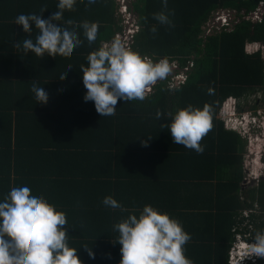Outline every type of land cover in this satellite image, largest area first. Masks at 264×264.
Listing matches in <instances>:
<instances>
[{
  "label": "trees",
  "instance_id": "obj_1",
  "mask_svg": "<svg viewBox=\"0 0 264 264\" xmlns=\"http://www.w3.org/2000/svg\"><path fill=\"white\" fill-rule=\"evenodd\" d=\"M261 2L264 0H168L167 9L174 13L169 26L153 18V13L165 10L161 0H136L133 7L139 30L133 49L156 60L167 58L177 60L182 67L190 62L193 66L188 81L181 87L168 89L163 81L145 100L118 101L115 115L101 117L94 102L83 99L86 89L80 65H87V55L101 41H110L120 29L116 0H97L88 6L86 0H77L75 7H65L64 15L79 21H98V38L89 45L81 33L84 43L71 54L46 51L40 58L31 51L13 48L14 43L28 36L21 25L14 23L15 18L20 13H39L44 7L47 9L42 15L47 17L57 6L56 0H0V199L5 198L14 181L25 178L34 189L47 192L48 200L63 192L70 195L80 186V179L90 183L88 194L101 198L110 191L119 192L128 175L143 180L139 185L152 184L148 171H140L145 176L134 173L144 166L140 160L150 163L151 173L152 164L157 161L161 168L155 170V175L160 178L161 191L154 190L158 184L154 189L149 185L150 197L146 201L158 202V192L167 201L164 191L169 184L164 179H173L175 193L172 194L171 185L168 188L173 199L182 190L191 194L189 223L184 226L191 234L187 256L194 264H228V251L244 221L241 211L252 206L248 200L254 203L258 198L264 210V180L254 192L243 185L247 141L227 129L225 118H218L226 102L237 100L238 112L248 111L242 98L264 92V13L258 20L244 18L256 11ZM219 10L235 11L236 21L231 22L229 31L222 28L205 35L203 26ZM58 19L63 20V16ZM153 26L157 28L155 33L151 31ZM37 31L33 29V39ZM251 43L255 47L248 50ZM68 65L72 69L60 76ZM37 82L48 88L45 99L35 97L32 91ZM189 104L212 107L213 127L200 141L204 146L202 153L172 142L164 126L171 117L156 119L158 109L165 114L174 113ZM257 107L258 104L253 109L256 111ZM148 137L151 139L145 147L141 140ZM61 153L66 160H62ZM84 162L106 166V171L85 175L71 170ZM60 166H64V174L58 172ZM161 172L172 175L164 177ZM65 178V182H57ZM74 192L78 194L79 190ZM67 205L62 209L72 216L86 215V206L79 211L75 203ZM154 206L160 207L157 203ZM74 228H68L69 244L78 249L83 263L109 262L112 247L116 259L112 264H119L117 245L108 242L94 241L97 259L86 261L88 255L83 246L92 244L82 240L80 226ZM254 228L252 234L264 228V221Z\"/></svg>",
  "mask_w": 264,
  "mask_h": 264
},
{
  "label": "clouds",
  "instance_id": "obj_2",
  "mask_svg": "<svg viewBox=\"0 0 264 264\" xmlns=\"http://www.w3.org/2000/svg\"><path fill=\"white\" fill-rule=\"evenodd\" d=\"M96 2L86 0V6ZM76 3L77 0H56L57 6L51 9L47 17L42 15L46 7L41 8L39 13L18 14L14 23L21 25L28 36L14 43L13 48L22 49L25 53L31 51L40 58L46 51L71 54L84 43L81 33L89 45L95 43L100 28L98 21H79L63 13L65 7H75ZM161 3L166 11L153 13V18L161 25L171 26L170 17L174 13L167 9L168 0H161ZM61 16L63 20L58 19ZM33 29L38 30L34 39L31 35ZM151 31L155 33L157 28L153 26ZM86 60L87 65H80L86 89L83 99L94 102L101 117L115 115L118 101L145 100L151 86L166 80L173 71L167 58L154 61L141 55L119 36L110 41H101ZM69 69H72L71 65L62 69L60 76ZM32 91L35 97L41 99L48 94L46 84L40 82L34 84ZM212 91L210 88L209 93ZM228 103L230 108L226 106ZM237 103V100L228 101L221 109L227 128L240 135L248 128L250 133L259 130L261 124L257 121L261 115L254 114L255 110L238 112L235 110ZM248 112L251 114L246 117ZM165 115L171 117L170 123L164 126L168 128L173 143L197 153L204 151L200 141L213 127L211 105L205 104L201 108L189 104L167 114L159 109L156 111L157 120ZM241 117L246 127L242 124L235 126L236 118L239 120ZM252 117H256V120ZM150 139L141 140V144L147 147ZM252 175L258 180L264 179V170L260 175L254 172ZM102 204L106 208L128 211L112 195L105 196ZM262 214L255 203L241 211L240 218H244V222L240 224L228 251V264H264V228L252 234L254 227L264 221ZM65 225L71 227L66 212L34 189L30 180L14 181L5 198L0 199V264H83L77 254L78 249L69 244V229ZM113 230L118 233L114 242L121 245L119 264H194L186 255L185 248L191 234L177 218L151 204L144 205L138 215L129 212L126 218L113 224ZM83 247L94 259L92 247Z\"/></svg>",
  "mask_w": 264,
  "mask_h": 264
},
{
  "label": "crops",
  "instance_id": "obj_3",
  "mask_svg": "<svg viewBox=\"0 0 264 264\" xmlns=\"http://www.w3.org/2000/svg\"><path fill=\"white\" fill-rule=\"evenodd\" d=\"M255 95L256 94H253V96H255ZM249 97H252V95H250ZM258 100H260L259 96L257 98V101ZM241 102H243V103L247 102L246 98H244V99L242 98ZM221 117L225 118L222 111L218 115V118L222 119ZM227 129L230 130L229 128H227ZM241 138L243 140L247 141V139L243 135H241ZM247 145H248V142H247ZM247 145H246V151H247ZM63 155L64 154H62V153L60 154L62 160H66L65 156H63ZM245 155H246V153H245ZM140 161H141L140 164H143L144 166H141L142 170L137 169L138 171H136V173H134V175L138 174L139 176H141V174L144 175L145 172L141 173L140 171H148V172H146V175H148L147 177L149 180H150V177H153L152 184L149 183L148 186H147V184L145 185L144 183L139 185V183L143 182V180L135 179L133 177V174H132V175H128L125 178L124 185L120 186L119 192L110 191L109 194L106 193V195H105V196L112 195L115 199H117L119 202H121L124 205V207L126 209H128V211H126V212H121L119 209L106 208L102 204V200L105 196L98 198V196H92L91 194H88L87 190L91 188V185H90V183H87L86 180L80 179V181H81L79 183L80 186H78V189L74 190V191L79 190V193L81 195L79 193L75 194L74 191H71L70 195H68V196L65 194V192H63L59 195L57 194L56 197L49 196V198H50L49 200H51V202L53 204H55L59 209H62V207H68L67 203H75V205L78 206L77 208L79 211H81L82 206H86V211H85L86 215L85 216L80 215V216L75 217V216H72L67 211V209H62V210H64L66 212L68 224L71 226V227H69L68 225H65L66 228H70L73 230L74 227L80 226V228H82V230H83L82 231L83 235L84 234L85 235H93L92 237H87V236L84 237L83 235L81 237H82V240L84 242H89L90 244H92V245L87 246V247L88 248L92 247V250L95 253L94 259H97V256H98V248H97L96 244L94 243V241L99 242V243L108 242V243L114 244L115 243L114 238L118 236V233L113 230V224L118 222L119 220H121L123 218H126L127 215L129 214V212H136V214L138 215L139 210H141L143 208V206L146 204H151L152 206H154V204L157 203L160 207H163V205H165L164 208H161V209H160V207H157V206H154V207L160 209L161 211H166V212L170 213L171 216L177 218L181 223H183V226H185L189 223V195H191V194H189V192H187L185 190L184 191L182 190L179 193L175 194L176 199L172 198L171 195L173 194V192L175 193V186L172 185L174 180L169 177L172 174L168 175V174L161 172V174L164 177H169L168 179L167 178L164 179L165 182L167 183V185L169 184V186L171 185L173 187L172 194H170L168 191L169 186L164 191L170 200L168 199L167 201H165L164 196H163L164 199L162 200L160 198L161 195L158 192V197L156 196L158 198V202L146 201L147 198L150 197V196H148L149 191H150L149 190L150 186L152 189H154L153 187H155L158 184L154 190H155V192L161 191L160 190L161 189L160 178H157L155 175V170L156 169L159 170L161 168V164H159V162H157V161L153 162L152 166L154 167V170H153L154 172H152L153 173L152 174L151 170L149 169L151 166L150 163L143 162L142 160H140ZM61 164H62V162H61ZM60 167H61V169H59L58 172L61 171V174L62 173L64 174V170H63L64 166H60ZM105 167L106 166H100V165H97L94 163L89 164L87 162L86 163L84 162L80 167H77L76 165H74V167H72L71 170L76 169V171L85 172L84 174L87 175V174L95 173V172H97V170H99V171L103 170V172H104V170L106 171ZM145 167H147L148 169L147 170L144 169ZM151 174H152V176H151ZM66 180H67L66 178L65 179H58L57 182H59V181L65 182ZM92 180L96 181L95 179H92ZM112 181H114V180H112ZM83 182L85 185L81 184ZM31 184H32V182H31ZM86 184H88V185H86ZM207 184L212 185L214 183L209 182ZM98 185H100L101 186L100 189H102V184L98 183ZM37 190H39V188ZM177 190H178V188H177ZM42 194L45 197H47V192L44 191V192H42ZM72 194L75 196V198H74V196H72ZM100 202H101V204H100ZM83 218H86V219H83ZM80 228H79V231H80ZM188 244H189V242L185 245L186 250H188ZM116 245H117L116 251L121 256V253H120L121 245L118 243H116ZM83 251L85 252L86 255H88V258L86 259V261H88L89 258H91L88 254V250L84 247ZM113 252H114V249L111 247V251H110L111 260H109V262L106 261L105 264H112V262L115 259ZM77 254L79 255V257L81 259L80 253H77ZM187 254H188V252L186 251V255ZM115 261H116V259H115ZM89 263H91V262H89ZM89 263L84 261L83 264H89Z\"/></svg>",
  "mask_w": 264,
  "mask_h": 264
},
{
  "label": "built area",
  "instance_id": "obj_4",
  "mask_svg": "<svg viewBox=\"0 0 264 264\" xmlns=\"http://www.w3.org/2000/svg\"><path fill=\"white\" fill-rule=\"evenodd\" d=\"M136 0H116L117 2V10L116 15L119 19V25L120 29H118L114 35L119 36L122 40H126L128 45L133 48L135 44V36L137 34V31L139 30L138 27V16L137 13L134 10L133 3ZM263 9H264V2L260 3V7L251 13L248 16H244L245 19L251 18L252 20H258L261 19L263 15ZM235 11L231 10H219L216 13L213 14L212 17L205 23L203 26L204 31H206L205 35L212 31H220L222 28L229 31L231 29V22L236 21L235 20ZM255 47L254 44H249L248 50H250V47ZM149 58L153 59L154 61H157L159 59H154L152 56H148ZM169 62L172 64L173 71L169 74L168 78L164 80L166 82V86L168 89H174L177 87H181L182 85L186 84L189 77V71L191 67L193 66V63H188L185 66H180L179 62L177 60H170ZM163 81H158L155 85L151 86V88L148 91L147 96H149L153 91L155 86L160 84ZM261 93V92H260ZM146 96V97H147ZM260 98V97H259ZM228 108L231 107L230 103L226 104ZM252 119L255 121L256 117H252ZM240 120V119H239ZM236 118L237 124L235 126L244 125L246 127V124L239 121ZM250 128L245 129L241 132V134L246 138L249 136Z\"/></svg>",
  "mask_w": 264,
  "mask_h": 264
},
{
  "label": "rangeland",
  "instance_id": "obj_5",
  "mask_svg": "<svg viewBox=\"0 0 264 264\" xmlns=\"http://www.w3.org/2000/svg\"><path fill=\"white\" fill-rule=\"evenodd\" d=\"M117 16V15H116ZM253 47H250V49H253ZM258 96L260 97V100L257 101ZM257 97V98H256ZM245 103H247L246 110H254L253 106L258 104V109L256 110V113L253 111L254 114H260L261 117L258 119V123L261 124L259 130H254L253 133H250V136L247 139L248 145H247V151L244 158L243 168H244V175H246L245 180V187L249 191H255L256 188L254 187L256 181L252 175L253 172H255V175H260L261 172L264 170V92L258 93L255 96L246 98ZM253 104V105H252ZM235 110H238L236 107ZM250 112L246 113V117L250 116ZM250 120V118H249ZM242 123V117L240 120ZM260 170V171H259ZM258 173V174H257ZM244 181V180H243ZM244 183V182H243ZM257 183V182H256ZM252 189V190H251ZM256 197H258L257 192H255ZM246 197L245 195H242ZM243 199V198H242ZM250 201V204H252V200ZM256 204V199L253 201ZM260 212V211H259ZM244 222V221H243Z\"/></svg>",
  "mask_w": 264,
  "mask_h": 264
},
{
  "label": "flooded vegetation",
  "instance_id": "obj_6",
  "mask_svg": "<svg viewBox=\"0 0 264 264\" xmlns=\"http://www.w3.org/2000/svg\"><path fill=\"white\" fill-rule=\"evenodd\" d=\"M246 180V179H245ZM256 181H254L255 182V185H254V187L255 188H257L258 187V185H259V183H260V181H262V180H264V179H255ZM257 182V183H256ZM244 184H246V183H243V185ZM258 194V193H257ZM256 206H258L259 207V211L261 212V213H263L264 212V210H263V208L260 206V204L258 203V198H256Z\"/></svg>",
  "mask_w": 264,
  "mask_h": 264
},
{
  "label": "water",
  "instance_id": "obj_7",
  "mask_svg": "<svg viewBox=\"0 0 264 264\" xmlns=\"http://www.w3.org/2000/svg\"><path fill=\"white\" fill-rule=\"evenodd\" d=\"M263 13H264V9H263ZM237 22H239V20H238ZM237 22H236V23H237ZM208 34H209V33L207 32V34H206V35H208Z\"/></svg>",
  "mask_w": 264,
  "mask_h": 264
},
{
  "label": "bare ground",
  "instance_id": "obj_8",
  "mask_svg": "<svg viewBox=\"0 0 264 264\" xmlns=\"http://www.w3.org/2000/svg\"><path fill=\"white\" fill-rule=\"evenodd\" d=\"M255 173V172H254Z\"/></svg>",
  "mask_w": 264,
  "mask_h": 264
}]
</instances>
